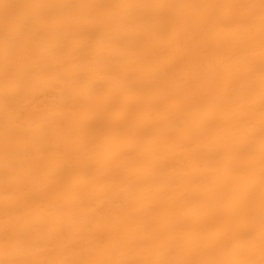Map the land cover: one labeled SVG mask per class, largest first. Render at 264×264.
Listing matches in <instances>:
<instances>
[{
	"label": "snow or ice",
	"instance_id": "obj_1",
	"mask_svg": "<svg viewBox=\"0 0 264 264\" xmlns=\"http://www.w3.org/2000/svg\"><path fill=\"white\" fill-rule=\"evenodd\" d=\"M0 8V264H264V0H21L0 3ZM162 9H189L194 14H160L157 10ZM188 31L196 42L193 55L211 50L220 61L207 84L184 63L157 66L152 60L162 37L179 41ZM129 38L133 46L125 47ZM225 46L233 50L227 59ZM114 60L134 67L136 78L130 86L140 87L149 97L147 103L125 107L118 102L119 93L105 90ZM77 61L90 66L87 73L70 70ZM242 71L246 86L227 87ZM41 83H46L52 101L46 109L29 110L22 102ZM74 84L97 90L88 105L93 117L89 128L114 130L103 145L104 176L96 174L97 162L59 166L63 154H44L53 130L64 131L70 146L84 139L68 133L62 120L47 116L56 110L55 94L64 93L66 104L77 98L69 92ZM194 91H203L210 101L209 107L198 109L200 118L192 114ZM153 96L172 101L174 108L162 109L151 101ZM161 146L171 156L188 153L183 161L185 185L179 193L170 185L169 207L147 215L137 202L146 198L145 185L154 180L152 170L160 162L155 149ZM148 152L150 159L145 157ZM114 168L122 169L125 190L131 193L126 201L118 195L110 198L115 213L95 200L98 186ZM209 174L214 182L202 185L200 177ZM61 193L74 198L71 212L63 210ZM208 215L221 218L226 226L197 240L190 220ZM80 217L82 224L77 223ZM69 223L74 229H65ZM73 237L86 241L92 255L64 258L72 250ZM50 253L56 257L47 258Z\"/></svg>",
	"mask_w": 264,
	"mask_h": 264
},
{
	"label": "bare ground",
	"instance_id": "obj_2",
	"mask_svg": "<svg viewBox=\"0 0 264 264\" xmlns=\"http://www.w3.org/2000/svg\"><path fill=\"white\" fill-rule=\"evenodd\" d=\"M21 0H0V3H18ZM36 2H49V3H154V4H200V3H243L248 0H36ZM160 14L172 15H191L194 10L189 9H162L157 10ZM3 15V9L0 8V16ZM198 30V29H197ZM195 41L193 39V32L188 31L183 34L179 41H174L167 36L162 37L155 46L152 53V60L157 66H170L172 62H180L186 64V67L195 75L200 77L204 83L212 80V68L215 64L219 63L217 55L209 51H201L199 54L193 55L195 48ZM125 47H132L133 42L129 38L124 43ZM233 55V50L230 46H225L223 50V58L227 59ZM89 65L86 62H75L71 65L73 73H87ZM110 77L104 81L105 90H114L119 93L118 102L125 107H136L144 105L149 101L146 93L140 87H131L130 85L135 80V69L132 65L114 60L109 65ZM258 79V73H257ZM247 76L242 71L234 79L227 82V87H241L246 86ZM76 95L77 98L65 103V94H55L56 110L55 112L47 113L51 119L62 120L64 128L68 133L75 134V136L84 137L80 144L69 145L66 140L64 131L53 130L50 133V140H47L43 147L45 155L49 157H56L57 153L63 154L64 159L59 162V166L67 164L69 161L80 162L81 166L90 162H97L96 174L104 176L106 172L105 164L102 161L103 145L110 140L114 134L111 127H104L92 131L89 128L92 115L89 112L88 105L96 99V89L76 86L74 84L72 89H69ZM116 99V98H111ZM191 99L193 101V116L200 118V111L198 109L207 108L210 106L208 96L203 91H194ZM52 101V94L47 88L46 83L38 85L34 91L27 97L25 103L29 110L46 109ZM151 101L159 105L164 110L174 108L172 101L153 96ZM256 125L257 134L259 127V98L258 91L256 96ZM4 123V108H3V88L0 86V134H2ZM2 144V140H0ZM257 162H258V143H257ZM156 155L159 157L160 162L152 170L154 177L153 182L145 185L146 198L143 201L137 202V206L143 210L144 214L154 215L156 212L163 211L170 205V200L167 199L166 193L169 191L170 185H175V191L179 193L185 185V170L183 161L186 159L188 153H180L176 156H171L168 149L161 146L155 149ZM146 158H151L152 153H145ZM0 168H2V151H0ZM230 172L231 169H228ZM122 169L114 168L113 171L101 181L95 192V200L97 203L104 204L110 211L116 212L117 209L112 205L110 198L118 195L120 201L131 199V193L125 189L127 187L126 181L121 175ZM2 175V172H0ZM115 178V183L113 179ZM199 182L208 186L212 184L213 177L211 174L208 176L200 177ZM57 197H53L56 199ZM63 200V210L71 212L75 208V200L71 194L66 198L61 193L58 197ZM3 196L0 191V224L3 223ZM84 218L80 217L77 223L82 224ZM191 227L195 230V239L202 240L210 237L216 231L223 229L226 225L219 217L208 215L190 220ZM65 229L73 228L72 223L66 224ZM106 245L113 247L110 240L105 241ZM72 250L65 254L64 258L74 259L83 256L92 255L91 247L83 239L75 237L71 240ZM122 254V253H117ZM47 258H55V253L45 254ZM0 258H3V251L0 249Z\"/></svg>",
	"mask_w": 264,
	"mask_h": 264
}]
</instances>
